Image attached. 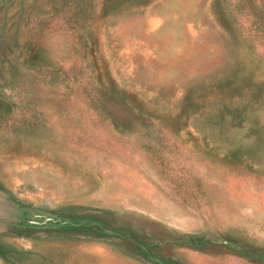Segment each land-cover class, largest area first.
I'll list each match as a JSON object with an SVG mask.
<instances>
[{"label":"rangeland","instance_id":"374dc122","mask_svg":"<svg viewBox=\"0 0 264 264\" xmlns=\"http://www.w3.org/2000/svg\"><path fill=\"white\" fill-rule=\"evenodd\" d=\"M0 264H264V0H0Z\"/></svg>","mask_w":264,"mask_h":264}]
</instances>
